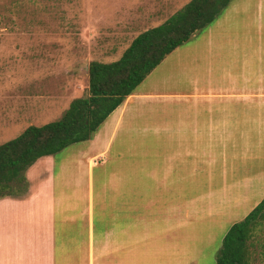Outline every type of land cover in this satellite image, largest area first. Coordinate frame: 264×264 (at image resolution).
<instances>
[{
    "label": "crops",
    "instance_id": "1",
    "mask_svg": "<svg viewBox=\"0 0 264 264\" xmlns=\"http://www.w3.org/2000/svg\"><path fill=\"white\" fill-rule=\"evenodd\" d=\"M134 1L123 0L124 6H137L142 24H153L135 33L124 51L191 0ZM113 5L99 11L113 12ZM15 73L0 70V79L17 81ZM24 75V82L33 77L29 70ZM34 99L41 100L31 96L29 107ZM4 116L7 125L13 114ZM261 118L264 0H233L109 115L90 140L95 153L80 160L85 189L81 183L71 188L77 182L57 168L65 162L56 165L48 156L26 172V196L0 199V264H155L161 254L176 264H198L209 251L219 252L229 228L264 198V166L237 174L247 157H227L229 150L247 152L251 133L261 144ZM13 122L8 130L25 126V120ZM115 147L144 148V173L131 158L130 173L114 171L113 188L95 192L91 173ZM158 148L160 169L153 162Z\"/></svg>",
    "mask_w": 264,
    "mask_h": 264
},
{
    "label": "rangeland",
    "instance_id": "2",
    "mask_svg": "<svg viewBox=\"0 0 264 264\" xmlns=\"http://www.w3.org/2000/svg\"><path fill=\"white\" fill-rule=\"evenodd\" d=\"M126 1L129 5L130 0ZM113 3L118 6L115 11H99L112 10ZM124 4L123 0H0V70L4 74L6 70H15L14 77L17 79H0V144L16 138L29 126H43L58 120L74 98L86 96L88 64L91 61H117L130 38L153 24H142L137 17L140 13L137 6L129 9ZM142 13L143 11L140 15L145 17ZM122 46L124 47L119 54L114 53L115 49L119 50ZM23 55L32 59L27 61L30 66L20 59ZM35 58L38 61L35 62ZM24 70H29L33 75L25 82L22 81L25 78ZM31 96L41 99L33 100L34 107H29L31 105L28 98ZM7 112L13 116L6 125L3 121L7 118L4 116ZM20 114H25L26 119ZM18 119L25 120V126H14L13 130H8L10 123ZM14 131L19 132L15 134ZM260 135L261 144L256 145V134H250L249 144L252 145L247 152L241 149L227 151L228 159L242 155L247 157L243 169H236L235 173H249L264 166V131ZM86 151H91L90 141L73 144L53 156L57 161L56 165L65 162L57 168L62 173H70L74 178L72 183L77 182L71 188L79 183L80 188H86V176L78 169ZM152 151L155 155L154 165L160 169L163 150L158 148ZM145 152L144 148H112L105 164L91 173L93 190L101 192L112 189V173H130L131 158L138 160L137 172L144 173L142 165ZM91 153L95 152L91 151L89 154ZM255 154L259 156H254ZM102 162L103 159L98 160V163ZM214 250L209 251L206 255L208 258L198 264H215L218 252ZM248 251L249 264H264V220L257 223L248 242ZM177 262L175 259L170 262L162 254L154 261L155 264Z\"/></svg>",
    "mask_w": 264,
    "mask_h": 264
},
{
    "label": "trees",
    "instance_id": "3",
    "mask_svg": "<svg viewBox=\"0 0 264 264\" xmlns=\"http://www.w3.org/2000/svg\"><path fill=\"white\" fill-rule=\"evenodd\" d=\"M233 0H191L163 24L139 34L120 59L88 64V88L62 116L43 126H29L0 144V199L28 194L26 172L39 159L90 141L125 99L178 47L213 24ZM260 220L263 200L223 238L216 264H249L248 242Z\"/></svg>",
    "mask_w": 264,
    "mask_h": 264
}]
</instances>
